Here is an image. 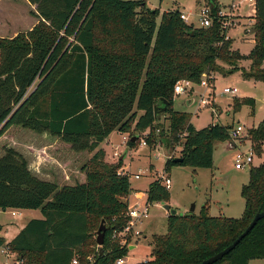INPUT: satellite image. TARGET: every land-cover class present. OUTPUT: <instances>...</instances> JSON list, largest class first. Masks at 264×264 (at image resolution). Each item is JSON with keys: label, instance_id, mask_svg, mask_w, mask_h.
I'll return each mask as SVG.
<instances>
[{"label": "trees", "instance_id": "1", "mask_svg": "<svg viewBox=\"0 0 264 264\" xmlns=\"http://www.w3.org/2000/svg\"><path fill=\"white\" fill-rule=\"evenodd\" d=\"M28 1L37 7L38 22L0 37V210L40 209L44 219L28 222L9 243L0 237V249L15 253L20 264H115L130 251L112 235L129 222L133 190L121 172L123 160L108 163L102 144L119 132L129 135L132 149L140 140L132 138L148 131L150 148L167 139L165 171L212 169L215 143H232V126L196 129L189 112L174 110V88L184 80L212 89L225 66L230 74L242 69L246 79L264 82V0H255L248 55L227 36L230 23L220 15L219 0H205L212 19L207 28L186 24L179 10L164 12L158 24L159 11L145 2ZM244 60L251 61L249 71L239 67ZM162 99L170 102L163 114L168 128L161 116L155 120L154 106ZM245 105L254 108L255 100L235 97L234 113ZM247 140L262 157L264 118ZM177 146L181 155L171 157ZM37 148L59 163L70 176L67 183L48 180L33 166L32 157L42 164ZM241 196L240 218L212 217L206 205L193 216L169 215L167 232L152 238L151 260L139 264H200L230 246L264 212V162L251 167ZM169 201L161 180L152 182L147 204ZM102 220L107 231L101 248L95 237ZM253 260H264V218L214 264Z\"/></svg>", "mask_w": 264, "mask_h": 264}, {"label": "rangeland", "instance_id": "2", "mask_svg": "<svg viewBox=\"0 0 264 264\" xmlns=\"http://www.w3.org/2000/svg\"><path fill=\"white\" fill-rule=\"evenodd\" d=\"M123 1L145 2L147 8L158 10V24H160L164 12L179 10L191 13L193 15L189 20L195 28H202L199 15L207 7L205 0ZM219 2L222 5L223 14L227 16L230 23L227 36L234 41V49L239 50L243 55H248L254 46L255 4L247 0H219ZM232 6L234 7L232 8ZM36 13V5L31 4L28 0H0V37L10 38L20 32L30 30L38 22ZM239 67L249 71L251 61H241ZM262 68H264V64ZM229 71V66H225V70L216 76L212 89L203 85L190 84L185 94L178 95L174 99V110L189 112L192 116V124L198 130L212 124L232 127L241 125L243 127V138L239 147L231 149L229 142L215 143L212 169L173 166L169 171H165V164L168 160L166 155L169 152L167 139H158L156 146L150 148L142 144V140L147 137L145 133L140 134V140L132 149L128 148V142H125L124 139L129 135L119 132H113L102 144L106 158L111 163H117L120 157L126 154L122 162L123 170L129 175L131 187L135 191L134 199H130L131 207L147 203L150 184L155 180H161L162 175L172 181V187L169 190L170 201L168 203H150L148 218L136 222L135 228L141 232V235L132 240L136 248L129 251L127 264H139L151 260L153 236L167 232L169 213L164 209L165 204L176 209L178 215H185L191 206L196 204L195 213L197 214L206 205L208 214L212 217L240 218L242 216L245 209V200L241 196L242 187L249 182L251 167L259 166L264 162V152L262 157H254L251 167L246 166L243 170L235 168L236 155L248 152L252 148L251 142L247 140L248 132L257 127L264 118V82L246 79L242 74V69L232 74ZM227 87H236L238 89L237 96L225 94L224 89ZM202 96L211 97V101H214L216 104L213 106L214 113L209 107H199ZM235 97L254 99V108L245 105L240 111L234 113ZM191 98L194 99V102L188 105L187 101ZM160 119L161 124L168 128L165 115H162ZM116 151L119 157L114 156ZM181 151L182 147L177 146L176 151L170 154L172 157H179ZM136 174L141 175L139 179L135 178ZM161 183L164 186L162 180ZM14 219L15 217L10 212L0 213V223H11ZM15 262V259L12 260L13 264H16ZM250 264H264V260H254Z\"/></svg>", "mask_w": 264, "mask_h": 264}, {"label": "built area", "instance_id": "3", "mask_svg": "<svg viewBox=\"0 0 264 264\" xmlns=\"http://www.w3.org/2000/svg\"><path fill=\"white\" fill-rule=\"evenodd\" d=\"M248 2L255 4V0H247ZM193 14H186V13H181V19L188 25H192V23L190 22V17ZM220 15H224L223 12L220 13ZM200 18V24L202 27H210L212 25V19H211V11H210V7H206L201 11V14L199 15ZM190 82L188 81H179L177 82V84L175 85L174 88V99L176 98V96L178 95H183L186 93L187 88L190 86ZM205 86V85H204ZM224 93L225 94H229L234 96H237L238 94V89L236 87H227L224 89ZM203 98H201L200 101V105L199 107H209L212 109V112H215V108L214 106V101H211V97L207 98L205 96H202ZM159 132V130L157 131V133ZM148 131L145 133L146 136L148 135ZM230 133V138L232 143H234L236 145V148L239 147L241 144V139L243 138V127L241 125L237 126V127H232L229 131ZM129 136L127 138H125V140L128 142L129 141ZM142 144L144 146H147V143L145 140H142ZM116 157H119V155L116 153L115 154ZM256 155L254 154V152L252 151V148L248 151V152H243V153H238L236 155V163H235V168L237 170H243L246 166H252L253 162H254V157ZM172 157V156H171ZM123 174H126L124 172H122ZM136 179L140 178V174H136L134 175ZM161 180L164 182V186L167 190H170L172 187V181L170 178L165 177V175L161 176ZM149 209H150V204L147 203H143L142 205H138L136 207H130L129 213H128V217H129V222L126 225V227L124 229H122L121 231H117L115 230L113 235H112V239L113 240H117L119 241L120 245L126 246H132L134 243H132V240L134 237L140 236L141 232L139 230H137L135 228V224L136 222H140L144 219L148 218V214H149ZM2 252L4 253L5 251L7 252L6 254H9L8 251L9 249L6 247L1 248ZM0 249V250H1ZM8 250V251H7ZM10 252V251H9ZM127 257H122L120 259H118L115 264H127ZM72 264H79L77 259H74Z\"/></svg>", "mask_w": 264, "mask_h": 264}, {"label": "crops", "instance_id": "4", "mask_svg": "<svg viewBox=\"0 0 264 264\" xmlns=\"http://www.w3.org/2000/svg\"><path fill=\"white\" fill-rule=\"evenodd\" d=\"M233 7L234 6H232V8ZM180 12L189 14L185 11H180ZM10 38H12V37H10ZM108 138L106 140H108ZM125 138L126 137H124V139ZM125 142H126V140H125ZM33 151H34L33 152L34 155L39 156V160L42 162V164L37 162L35 160L36 159L35 157L31 158V162L33 163V166H36V167L38 166L40 172L42 173V176H44L45 178H47L48 180H51V181H54V180L61 181V185H64L65 183L68 182V180L70 179V176H68L64 172V170H61L62 167L59 165V163L56 160L49 158L48 155L45 154V151H46L45 149L39 150V148H37V150H33ZM116 153H117V151L114 153V156ZM106 161L108 163H111L107 160V158H106ZM76 172H77V170L74 173H76ZM121 172H124L123 168H122ZM132 190H133V192L129 198V202L131 201L130 200L131 198L134 199V197H135L134 196L135 191L133 188H132ZM136 195H138V194L136 193ZM139 195H142V194L139 193ZM2 212H10L15 217V219L11 223H7V224L0 223V237H3L6 240V243L11 242L21 232V230L28 224V222H30L31 220H33V219H44L43 214L40 211V209L39 210L10 209L7 211L0 210V213H2ZM6 253H7L6 251L3 253L2 249L0 250V264H13L12 260H14V259L16 260V262H15L16 264H20L19 260L16 258L15 253H12L9 251H8L9 254H6Z\"/></svg>", "mask_w": 264, "mask_h": 264}, {"label": "water", "instance_id": "5", "mask_svg": "<svg viewBox=\"0 0 264 264\" xmlns=\"http://www.w3.org/2000/svg\"><path fill=\"white\" fill-rule=\"evenodd\" d=\"M211 7H213V5ZM193 102H194V99L191 98V100H188V105L190 103H193ZM169 106H170V102L165 100V99H162V100H160V103L155 104V106H154V114H155V120L156 121L159 120L160 116H162L163 114H165L167 112ZM139 138H140V136L136 135L135 137L132 138V141L135 142ZM229 148L235 149L236 145L234 143H229ZM125 156H126V154L121 156L120 160H124ZM175 161L181 162L182 158H177ZM164 209L171 216L178 215L177 214V210L173 209L169 204H165L164 205ZM195 212H196V204H193L191 206V209L187 213V215L193 216L195 214ZM263 218H264V212L258 213L254 217V219L250 223V225L247 227V229L230 246H228L223 251L219 252L215 256L210 257L209 259L203 261L200 264H214V263L220 261L221 259H223L226 255H228L232 250H234L237 247V245L253 230V228L256 226V224ZM106 231H107V227H106L105 221L102 220V222H101V224L99 226V229L97 231V237H96L97 244L101 248H102V246L104 245V242H105ZM135 248H136V246L132 245V246L129 247V250H133ZM101 252H102V250H101Z\"/></svg>", "mask_w": 264, "mask_h": 264}]
</instances>
